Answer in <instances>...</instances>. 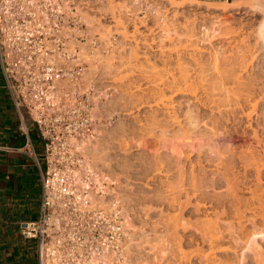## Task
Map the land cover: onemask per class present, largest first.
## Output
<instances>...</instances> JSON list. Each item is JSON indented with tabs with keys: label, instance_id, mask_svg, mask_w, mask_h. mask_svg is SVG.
Listing matches in <instances>:
<instances>
[{
	"label": "rangeland",
	"instance_id": "rangeland-1",
	"mask_svg": "<svg viewBox=\"0 0 264 264\" xmlns=\"http://www.w3.org/2000/svg\"><path fill=\"white\" fill-rule=\"evenodd\" d=\"M177 1L183 3L184 1L186 2V0H177ZM196 1L199 2V4H201L202 6L214 2L210 0H196ZM258 1L259 0H257V2ZM261 2H264V0ZM167 4L168 3L166 2L164 5L160 4L159 0H141L139 4H134V7L133 4L131 5L130 8L131 12L122 15L119 14L120 17L116 13L118 11L117 7L120 6L121 3H118L116 2V0H113L110 4L104 5L102 11L104 13H111V12L115 13V16H117L115 17V21L117 20V24L120 25V26L116 25L118 26L117 28H124L123 31H126V33L124 35L118 33L123 31L121 30L116 31V33L118 34L115 37V49L114 52L112 53V57L106 60L105 66L94 68L89 71V73L93 74L94 79L97 81L94 82L95 83L93 85L94 89H96L98 93L101 92V94L103 95V97L100 96L101 97L100 101L95 110L96 111L95 116L98 118L97 127L95 131L98 128L99 131H101L100 135H102L101 139L97 142L98 143L97 145H101L102 150L105 149L104 150L105 153L103 152L102 153L103 155L105 154L104 158L107 159V161H104L103 164L105 166L104 167L102 166V172L111 178L110 180L112 181L110 182H112V187L110 190V195H111L110 198H115L119 202L121 210L123 211L124 223L125 221L129 222V226L130 228H132L130 229V233L133 234L132 238L130 239V235L128 236L126 233L125 238L122 239V241L119 243V246L116 247V249L114 250L115 256L113 257L115 264H146L147 262L149 264L151 263L162 264V263H166L167 261L169 262V264H172L174 263V259H176L177 252L179 254L182 253L181 255L185 254L184 256L187 260V264H190V262L197 264L196 260H198L199 250L202 249L204 251L207 250V248L202 246V244H200L199 238L194 233L195 232L194 227L192 230L193 232L191 231L192 229L191 225H193V222H195L194 220L197 219L196 215H198L193 211V206L187 207V209H185L183 213L184 217L187 220L189 219V222L192 221L193 222L192 224L190 223L191 228L190 227L188 228L190 231L185 230L187 234L183 233L182 232L183 230L180 231L179 233L180 235H178V240L180 236V238H182V242L181 243L178 242L176 238V241L180 244H176L177 242L175 241V239L173 240L175 242L174 243L172 242L171 235H166L167 233L165 234V232L162 231L163 224H160V222L162 221V223H164L163 220L164 221L172 220L173 214L175 215L176 214L180 215V213L182 214V212L179 209L177 210L178 207L176 205L178 203L176 202L177 204L175 203L176 205L174 204V207H171L170 205L172 203L169 204L170 203L169 201L173 202V199L177 198L178 202H184L185 200L184 197L186 193L185 188L187 187V191H188L190 189L188 188L189 185L183 187L184 189H181L180 188L181 186H177V185H181L179 184V181L182 180V178L184 179L183 181L188 182L190 174L194 170H195L194 171L195 175L199 176L198 178L199 181L203 185L208 187L207 189L204 190L207 192L208 195L213 196L217 194L220 195V194L229 193V189L225 186L224 180H222L223 178H220L223 177L221 175V172H219L216 168L217 165L216 163L220 162V161L218 162L219 160L218 158H220V155L222 153H226L224 155V158L227 160H229L230 158L229 157L230 154L227 151L231 150L234 153V157L230 159V162L227 160L224 162L226 164L225 166L228 168L229 172H231L233 176H236L238 178L237 180H241V181L246 180L248 184L250 183L249 186H251L255 182L254 177H256V172H254V170L245 171L246 169H244V165L240 161L239 157L241 153L248 151L249 148L254 150L253 155L256 158L260 159V166H261L262 179H263L262 185L264 184V152H263L264 151V112L263 115L261 114L262 113L261 111H264L263 108L264 105L261 111H259L258 109L255 110V112L258 111L257 113L259 118L257 116V113L253 115V118H249L247 116V113L252 109L250 108L249 105L243 106V109L241 108L239 109V111L237 110L235 119L230 117L229 120H227L225 118L224 122L226 124L223 121L221 122L218 130L219 133L217 132L215 134L217 136L215 135L213 136L211 134V137H208V135H206L207 132H205L206 130L202 129L203 134L205 133L207 137L201 134L202 137L198 135L199 137L198 138L195 137L194 134H192L193 139L185 140V138L183 137L181 139H178L172 135L178 133L179 132L178 130L182 129L183 126L185 128L186 124L183 123V126L180 125L181 128L178 127L179 125H175L174 127L172 125L169 128L170 125L167 124L169 126H167L166 128H168L169 130H167L164 127L166 126L165 123L167 122H165L163 118L167 116L164 115V110H161L160 109L161 107L160 108L156 107V104L158 103L160 96L159 95L157 96L158 88L156 86L157 82L156 83L154 82V78L155 79L157 78L158 80L160 76L164 73L163 71L166 70V69H161V68H165L164 66H162L163 65L162 60L168 59L169 63L167 68L170 69L177 68L176 66L177 58H175L176 54L174 55L167 53L166 59H164L165 57L161 58L162 57L161 53L154 52V50H150L149 47L146 48L145 45H144L145 46L144 49L142 39L141 40L139 39V41H133L129 39L130 36H128V34L131 35L132 30L136 28L135 27L136 23H137L136 24L137 28L138 29L141 28L140 30H146V34L148 35L147 32H150V29L154 30L155 27L157 26V25L154 26L156 23L169 22V21L171 22V20L174 19L171 17V12H173L174 7H171L169 4L168 5ZM201 8L196 11L192 10L184 14L176 15L175 17V20L180 23L177 24L176 22L175 24L182 26L184 25V23H186L185 20L187 19L191 21H187L186 24L193 22L192 21L193 18L194 20L198 19L196 20L199 21L196 22L197 25L191 23L192 24L191 26L188 24L189 27L191 26V31L190 28L188 29V25L186 26L187 28H184L185 26L183 27L179 26V28L176 29V31L178 30V32L171 33L173 35L171 41L169 38H167L169 40L167 41L165 40L164 42L161 43L160 39L157 38L158 34L155 35L156 32L151 34L150 38L153 35L152 39H155L156 41L155 44H157V46L164 44L163 46L167 48L165 49V51L168 50V48L170 47L172 48L173 46L172 44H178L177 42L180 43L179 45H183L182 48H180L181 46L177 47L181 49L179 52V54L182 56L181 62L182 63L184 62V65L187 63L186 65L189 66L188 67L184 66V67L186 69L188 68V71L190 72L192 71L193 73H194V67H196L195 66L196 63L194 60L198 62L197 63L198 65L200 62L201 64H203L202 66L205 65L204 67H207L211 64V56L216 55V53L217 55L219 54V56H221V54L223 55L228 51L229 52L226 53V55H230L229 53L232 52L231 49L236 46L245 47L246 50L247 49L254 50L253 52L256 51V49L253 47L254 46L253 43L255 42L254 38L256 37V31L259 29L258 27H260L259 24H261V22L263 21V16L260 13L255 12L256 13V14L254 13L255 17L252 19L251 15L236 14V11H231L225 14L224 13L220 14L219 12H215L214 14L213 13L211 14L208 12L205 13V9L203 7ZM180 11H183V9ZM242 12H245V10H243ZM243 17L244 19L240 21V19ZM126 18L130 19V21H128ZM246 19L248 20L246 21ZM242 21L243 23H240ZM170 22L169 24H172ZM143 25H146V29H144L145 26ZM169 28L173 30V26L172 27L169 26ZM190 32L192 33L194 32V33L192 34ZM207 32L209 34H207ZM120 35L123 36L125 39H123ZM191 36H193L194 38ZM147 38H149V36ZM188 42L189 43L192 42L196 46H198L197 48H199L198 49L199 51L197 50L196 53L189 50L190 48H188L187 46ZM191 60H193L194 62ZM254 63L257 64V61L256 62L254 61ZM200 66L201 65H199V67ZM252 70L251 72L248 73L244 72L243 74L244 77L247 78L248 76L250 78H257L256 75L254 77V75L251 74L253 73ZM256 70L255 72L257 73L258 71ZM159 72H160V76H159ZM262 87L263 85L261 86V88ZM97 92L95 95H98ZM168 94L167 96L172 97L174 102L176 100L180 101L179 99L182 98L179 104L177 101L175 104V107L179 105L178 106L179 110L176 107V110H178L179 114L185 112L187 110L186 108L187 106L188 108L192 107L194 109V111L192 110L194 112V116H196V114L197 116H201V117L204 115L209 117V115H211L210 110L208 108L205 109V107L203 108L202 106H198L199 104L195 103L194 101L186 102L185 100L187 99L183 97L180 98L179 96L173 97V95L171 94L168 95ZM262 99H264V96H262ZM189 103L190 106L188 105ZM192 104H194V106ZM196 108H197L196 110L197 112L195 111ZM200 112L202 113L201 115ZM153 115H156V117ZM154 117L155 118L158 117L159 119L161 118L164 124V126L163 124L162 126L164 127V129H166L165 130L166 132L163 130V127L162 130L161 129L159 130L160 126H158L159 127L158 128L157 124H154L153 122V120L155 119ZM201 117H197V119L199 118L197 121L202 122L204 120V122L202 123H205L206 121L205 118L207 119V117H202V118ZM222 123L223 126L225 125L224 128L227 129V132H230V138L223 137L226 130L224 128H221ZM203 127L204 126H202V128ZM220 128L224 129L225 132L223 130L220 131ZM95 131H94V136L91 140H96L97 138L96 137L97 132ZM169 136L172 138H170ZM248 152H250V150ZM209 160H211L212 162L213 161L216 162L217 160V162L216 163L213 162L211 164ZM106 162L107 163L110 162L109 163L110 165L105 164ZM227 162L230 164V166ZM200 168H205V169L201 170ZM244 176L246 178H244ZM213 180L215 181L217 180V182H219V184L216 187H212L211 183L214 182ZM176 182H178V184H176ZM172 185L174 187H172ZM254 185L255 183L252 185V187ZM245 188L246 187L240 188L239 192H237L238 196L241 197V199H243L242 201H244L245 199L246 200L250 199L251 196L250 192H248L247 188L246 189ZM237 189L238 188H236V190ZM252 189H254V187ZM262 190L264 191V185L262 186ZM148 208L151 211H149ZM161 210H163L164 217L161 214L162 212ZM176 210L180 212L178 213ZM148 211H149V215L147 216L146 214ZM180 216L182 217V215ZM160 217L164 219L161 220ZM184 217L182 218L184 219ZM183 219H181V221ZM186 219H184V221H186ZM261 223H262L261 220H259L257 223L258 224L257 228L260 227L261 229L262 228L264 229L263 226L264 224ZM157 226H158L157 234L158 235L160 234V236L162 235L161 237L157 235L155 236V234L153 233V229L156 228ZM247 230L248 232L249 231L251 232L252 227L247 226ZM161 231L164 233L162 234ZM146 232L147 235L151 234V236H148V238L151 237L150 240L153 239V241H151L152 243L150 244H147L146 242L147 238L144 237L146 235ZM163 236L164 238L167 236L166 239H168V236L170 237L169 238L170 240L169 239L168 240L171 241L169 242V245L172 247V249L170 250L168 249L169 251L167 250L164 253V255L165 254L168 255L165 256H167L169 260H167L168 258L162 255V253H159L161 252V248L153 249L154 251L149 248L150 246H152V244H157L158 242L161 243L160 241L162 239L166 240L163 238ZM176 236L174 234V237ZM155 238H158L159 240ZM128 243L131 246L133 245V248L134 246L136 247L135 250L133 248L130 249L133 251L137 250L136 253L127 249L129 246ZM165 243L168 244L166 241ZM146 247H148L150 250ZM200 247L201 249H199ZM142 248L143 250L144 248L147 249L146 252H148L147 254L149 256V259L147 258L148 257L147 254L145 255V251L142 252L143 251L141 250ZM177 249L179 251H177ZM138 250L143 254L139 253ZM157 250L159 252L156 253L160 255L159 257L156 254H155L156 256L154 255L155 251ZM129 252L131 253L133 252V253L131 254ZM173 252L176 254H174ZM172 254H174L175 256H173ZM127 257H132V258L128 259ZM135 257H136V261H135ZM165 258L167 261L165 260ZM159 261L160 263H158Z\"/></svg>",
	"mask_w": 264,
	"mask_h": 264
},
{
	"label": "built area",
	"instance_id": "built-area-1",
	"mask_svg": "<svg viewBox=\"0 0 264 264\" xmlns=\"http://www.w3.org/2000/svg\"><path fill=\"white\" fill-rule=\"evenodd\" d=\"M112 1L0 0L4 88L44 145L41 154L30 140L25 145L40 169L42 197L38 217L20 223L23 238L36 242L38 264H91L114 253L123 239V211L110 198L111 178L101 177L84 150L103 97L95 95L89 71L106 65L116 31L124 30L110 13L103 16ZM116 2L120 17L141 0Z\"/></svg>",
	"mask_w": 264,
	"mask_h": 264
},
{
	"label": "bare ground",
	"instance_id": "bare-ground-1",
	"mask_svg": "<svg viewBox=\"0 0 264 264\" xmlns=\"http://www.w3.org/2000/svg\"><path fill=\"white\" fill-rule=\"evenodd\" d=\"M261 1H263V0H261ZM261 1L259 0L257 2V0H242V1H233V2H212V3L206 4L205 6H202L196 0H186V2L184 1V3L179 2L177 0H159L160 4L164 5L166 2L171 7H174L173 12H171V17L174 19H172L171 22L169 21L172 24H169V22H158L154 25V26L157 25L155 27V29L154 30L150 29V32H147L148 33V35H147L146 30H140L141 28L138 29L136 26L137 23L135 22L136 28H134L132 30L131 35H129L127 33L128 36H130L129 39H131L133 41H139V39L140 40L142 39L143 46L145 45L146 48L149 47L150 50H154V52L161 53V56H162L161 58L165 57L164 59H166L167 53L174 54V55L176 54L175 58H177V64L175 63L177 66L176 69L167 68L168 63H169L168 59L162 60V62H163L162 66H164L165 68H161V69H166V70L163 71L164 73L161 76H160V72H159L160 78L158 80H157V78L156 79L154 78V82L155 83L157 82V85H156L158 88L157 96L158 95L160 96V99L158 100L156 107L157 108L161 107L160 109L164 110V115H166L168 117L167 118L164 116L165 118H163L164 121L167 122V123H165L166 126H164L161 118L159 119L157 117L159 119L158 120L157 118H155L157 114L153 115V116H155L154 117L155 119L153 120V122H154V124H157V127L160 126V128L158 127L159 130L160 129L162 130L163 126L166 128L169 125H170L169 128L172 125H173V127L175 125H179L178 127L181 128L180 125L183 126V123H184V124H186L185 128L183 126L182 129L178 130L179 131L178 133H176V131H175L176 134H174L172 136H174L175 138H178V139H181L182 137L185 138V140L186 139H193L192 134H194L195 137H198V135L202 137V135H201V134H203L202 129H205L206 130L205 132H207L206 135H208V137H211V134L214 136L218 132L219 126H220L222 121L224 122L225 118L227 120H229L230 117L235 119L236 114H237V110L239 111V109H241V108L243 109V106L249 105L250 108L252 109V110L250 109L251 111L248 110L249 112L247 113V116L249 118H253V115L258 112V111L255 112L256 109H258L259 111L262 110V107L264 105V99H262V96H264V80H263L264 79V2H261ZM201 7H203L205 9V13L208 12V13L214 14L215 12H219L220 14H223V13L225 14V13H229L231 11H236V14L251 15L252 19L255 17V14H256L255 12L260 13L263 16V21L261 20L262 22H261V24H259L260 25V27H258L259 29L258 30L256 29L257 30L256 31V37L254 38L255 42L253 43L254 44L253 47L256 49V51L253 52L254 50H248V49H247L248 50L247 51L245 47L236 46V47L231 49L233 53L230 52L229 53L230 55H226V53H228L229 51L224 53L223 55L221 54V56H219V54L217 55V53L215 52L216 55L211 56V64L207 67H204L205 65L202 66L203 64H201L200 62H199V65H201V66L199 67V65L197 64L198 62L196 60H194L196 63L195 64L196 67L193 66L194 67V73H193L192 71L191 72L188 71V68L187 69L185 68L187 66L186 65L187 63L184 65V62L183 63L181 62L182 56L179 54L181 49H179L177 47L181 46L180 48H182L183 45H179L180 43L177 42L178 44H172L173 46L174 45H177V46H174V47L172 46V48L170 47V48H168V50L165 51V49H167V48H165L163 46L164 44L157 46V44H155V42H156L155 39H152L153 35L150 38V35L153 34L154 32H156L155 35L158 34L157 38L160 39L161 43L164 42L165 40L167 41L169 39L171 41L173 38L172 37L173 35L171 33L178 32V30L176 31V29H178L179 26H181V27L185 26L184 28H187L186 26L188 24L192 26V24H196V22H199V21H196L198 19L194 20V18H193V20H192L193 22L186 24L187 21H191V20L187 19V20H185L186 23H184L183 26L177 25L180 23L175 20L176 15L184 14V13H186L188 11H192V10L196 11V10H199ZM162 9H163V7H162ZM182 9H183V11H180ZM243 10H245V12H242ZM106 14L107 13H103V16ZM110 14L112 15V18L115 20V17H116L115 13L111 12ZM202 19H203V17H202ZM242 19H244V17L241 18L240 21ZM247 20L248 19H246V21ZM176 22H177V24H175ZM200 23H201V21H200ZM240 23H243V21ZM140 24H141V22H140ZM116 25L120 26L119 24H117V20H116ZM189 25H188V29L190 28V31H191V26L189 27ZM143 26H145L144 29H146V25H143ZM169 26H171V27L173 26V30L171 28H169ZM133 27H134V25H133ZM193 27H194V25H193ZM206 31H207V29H206ZM208 31H210V30H208ZM118 33L125 35L126 31L118 32ZM190 33H192V32H190ZM207 34H209V33L207 32ZM232 34H234V33H232ZM174 35H176V34H174ZM148 36H149V38H147ZM206 36H208V35H206ZM191 37H193V36H191ZM167 38H169V39H167ZM200 38H202V37H200ZM188 43H187V46H188V48H190L189 50L197 53V50L199 49V48H197L198 46H196L192 42L189 44ZM209 45H211V44H209ZM145 46H144V49H145ZM168 57H169V55H168ZM196 58H197V55H196ZM191 61H193V60H191ZM254 61L255 62L257 61V64L254 63ZM256 69H259V70H256ZM251 70L253 72L251 74H253L254 77L256 75L257 78H250L248 76H247V78L244 77V75H243L244 72L248 73V72H251ZM255 70L258 72L256 73ZM161 73H162V70H161ZM262 85H263V87L261 88ZM168 93L173 95V97H176V96H179V98L183 97V98L187 99V100H185L186 102L187 101L188 102L194 101L195 103L199 104L198 106H202L203 108L205 107V109L208 108L210 110L211 115H209V117H208V116H205L203 114L204 116H202V117H207V119L205 118V120H206L205 123H202V122H204V120L202 122L197 121L199 119V118L197 119V117H201V116H197L196 113H195L196 116H194V112H193L194 109L192 107H190L191 108L190 109L186 106L187 110L186 111L184 110L185 112H183L182 114H179L178 113V110H179L178 106L179 105L176 106L178 109V110H176L175 104H176V101L179 104L180 101L182 100V98L179 99L180 101L176 100L174 102L172 97L167 96ZM184 104H185V102H184ZM194 104H192V105L194 106ZM97 105H96V108H97ZM188 105L190 106V103ZM196 107H197V105H196ZM96 108H95V110H96ZM196 110H197V108L195 109V111ZM261 112H262L261 114L263 115L264 111H261ZM95 113H96V111H95ZM201 114L202 113L200 112V115ZM257 116H258V113H257ZM182 118H183V120H182ZM201 118H200V120H201ZM258 118H259V116H258ZM162 124H163V126H162ZM167 124H169V125H167ZM202 126H204V127L202 128ZM224 126L222 123L221 128H224ZM96 127H97V125H96ZM96 127H95V129H96ZM164 127H163L164 131L166 129L169 130L168 128L164 129ZM221 128H220V131L223 130L225 132V130H226L223 137L230 138V132H227L226 128H224L225 130L221 129ZM95 129H94V131H95ZM152 129H154V128H152ZM95 132H97L96 140H90L89 142H87L85 147H84V150H85L87 158L90 161V164L94 168H96L98 171L101 172V175H102L101 177L104 179V177H106V174L102 172V166L103 167L105 166L103 164H104V161H107V159L104 158L105 154L103 155V153H105L104 152L105 149L102 150L101 145H97L98 144L97 142L101 139V136H102V135H100L101 131H99V129L97 128V130ZM172 132H174V131H172ZM204 135H205V133L203 134V136ZM215 136H217V135H215ZM218 136H219V134H218ZM169 137H168V139H169ZM170 138H172V137H170ZM249 150H250V152H248ZM249 150L241 153L240 157H239V155H238V157H239L240 161L243 163L244 169H246L245 171L254 170V172H256V177H254V180H255V182H254L255 185L253 186L254 189H252L253 188L252 185L254 183L251 186H249L250 183L248 184V182L246 180H244V179H243L244 181L237 180L238 178L236 176H233L231 174V172H229L228 168L225 166L226 164L224 163L227 160L224 158V155L226 153H222V154L220 153L221 154L220 158H218L219 155H218V157H216L219 159V160L217 159L218 162L219 161L220 162L216 163L217 160H216V162H214L215 158H214L213 162L217 164L216 168L219 172H221V175L223 176L220 178H223L222 180H224L225 186L229 189L228 194L227 193L220 194V195L217 194V195H213V196L208 195L207 192L204 191L208 187H206L205 185H203L199 181V179H198L199 176L195 175V172H194L195 170L194 171L190 170L193 172L192 173L190 172L191 174H190L188 182L183 181L184 179L182 178V180L179 181V184H181V185H177V186H181L180 187L181 189H184L183 187H185L186 185H189L188 188H190V189L188 191H187V187L185 188L186 193H185V197H184L185 198L184 202H178L177 198H174V199L172 198L173 202L169 201L170 202L169 204L172 203L170 205L171 207H174V204L176 202L178 203V204L176 203L177 205L176 204L175 205L178 207V208L176 207L177 210L179 209L182 212V214L180 213V215H182V217H184L183 213H184L185 209H187V207H189V206H193V211L199 215V216L196 215L197 219L194 220L195 222L192 221L193 225H191L192 222H189V219L187 220L185 217H184V219H186L187 222L184 221V219L179 214H176V215L173 214V216H172L173 218L171 217L172 220H166V221L163 220L164 223H162V221L160 222V224H163L162 227L164 230L162 229V231H164L165 234L167 233L166 235H171L173 243L176 241V238L178 240V235H180L179 233L181 230H183L182 231L183 233L187 234L186 231L189 230L188 228L189 227L191 228V226H192V229H191V231H192L193 227H194V229H195L194 233L199 238L200 244H202V246L207 248V250H204V251L201 249V247L199 248L201 250H199V253H198L199 256L197 255L198 256V260H196L197 264H264V245H263L264 244L263 243L264 242V229L262 228L263 229L262 230L260 227H259L260 229L257 228V225H258L257 223L259 220H261V222L264 224V191L262 190V186L264 184L262 185L263 179H262V171H261V166H260V159L256 158L253 155L254 150H252L251 148H249ZM227 152L230 154V156L228 155L230 158L227 157V158H229V160H227V161L230 162V159L232 157H234V153L231 150H228ZM209 161L211 162V164L213 163L211 160H209ZM109 163L110 162H108V163L106 162L105 164H109ZM214 166H215V164H214ZM229 166H230V164H229ZM200 169L202 170L205 168H200ZM201 170H199V171H201ZM168 171H170V170H168ZM244 178H246V177L244 176ZM110 181H112V180H110ZM213 181L214 182L211 183L212 187H216L219 184V182H217V180L216 181L213 180ZM238 181H239V183H238ZM176 184H178V182H176ZM173 185H172V187L175 186V185L174 186ZM244 187L247 188V190H248V192H250L251 196H250V199H248V200L245 199L244 201H242L243 199H241V197L238 196L237 192H239L240 188H244ZM236 188H238V189L236 190ZM176 189H178V188H176ZM176 189H175V191H176ZM170 200H171V198H170ZM189 209H191V208H189ZM148 210L151 211L149 208H148ZM146 211H145V213H146ZM149 211L146 214L147 216L149 215ZM161 211H162L161 214L163 216V210H161ZM160 219L162 220L164 218L160 217ZM181 219H183V220L181 221ZM158 226L153 229V233L155 234V236L156 235L160 236V234L159 235L157 234ZM247 226L252 227L251 232L250 231L248 232ZM130 229H132V228H130L129 222L125 221L124 226H123V238H125L126 233L128 236L130 235V239L132 238L133 234L130 233ZM162 231H161V233L163 234L164 232H162ZM171 233L172 234L174 233L175 236L176 235L177 236L174 237V234L172 235ZM148 234H149V232H148ZM186 234H185V236H186ZM148 236H151V234L147 235V232H146V235L144 237L147 238L146 239L147 244H150V243H152L151 241H153V239L150 240L151 237L148 238ZM166 237L164 238V236H163L164 239H166ZM181 237H183V236H181ZM169 238L170 237L168 236V239ZM155 239H158V238H155ZM168 239H166V240L162 239L163 241L162 240L160 241L161 243L163 242L162 244L158 242L157 244H152V246L149 247L151 250L161 248V252H159L157 250V251H155L154 255L156 254L159 257L160 255L156 252L162 253V255H164L165 251H167L168 249L169 250L172 249V247L169 245V242H171V241H169L170 239L169 240ZM174 239H175V241H173ZM180 239H181V241H180ZM165 241L168 244H166ZM178 242H180V243L182 242V238H180V236H179ZM178 242L176 244H180ZM133 243H135V242H133ZM128 245H129V243H128ZM159 245H161V246H159ZM177 246H180V245H177ZM131 248H133V245L132 246L129 245L127 249L130 250ZM146 248H148V247H146ZM133 249L135 250L136 247L134 246ZM178 249H180V248H178ZM178 249H177V251H179ZM141 250H143V248ZM146 250L147 249L144 248V250L142 251V252L145 251V255L148 253V252H146ZM130 251H133V250H130ZM136 251H133V252L136 253ZM138 252H139V250H138ZM129 253H131V252H129ZM139 253H141V252H139ZM141 254H143V253H141ZM174 254H176V253H174ZM174 254H172V255L175 256ZM181 254H179L177 252V254H176L177 256H176V259H174V263H172V261H171V263L172 264H187V260L184 256L185 254L184 255H181ZM129 255H126V256H129ZM165 255H167V254H165ZM169 255H170V253H169ZM113 256H115V254L113 252H111L108 255L103 256V258H98V260H92L91 264H115ZM147 256H148V254H147ZM167 256H165V257H167ZM127 258L130 259L132 257H127ZM147 258L149 259V256ZM152 258H154V257H152ZM150 260H152V259H150ZM157 260H155V261H157ZM165 260H166V258H165ZM167 260H169V258ZM135 261H136V257H135ZM160 261H161V258H160ZM160 261L158 263H160ZM146 264H149V263L147 262ZM151 264H153V263H151ZM162 264H169V262L167 261L166 263H162ZM190 264H195V263L190 262Z\"/></svg>",
	"mask_w": 264,
	"mask_h": 264
},
{
	"label": "crops",
	"instance_id": "crops-1",
	"mask_svg": "<svg viewBox=\"0 0 264 264\" xmlns=\"http://www.w3.org/2000/svg\"><path fill=\"white\" fill-rule=\"evenodd\" d=\"M27 140L38 154L43 152L35 124L15 107L0 68V264H38L36 242L25 240L20 231L21 222L38 217L42 197L40 169L25 149Z\"/></svg>",
	"mask_w": 264,
	"mask_h": 264
}]
</instances>
